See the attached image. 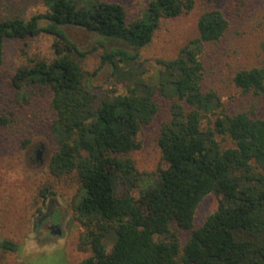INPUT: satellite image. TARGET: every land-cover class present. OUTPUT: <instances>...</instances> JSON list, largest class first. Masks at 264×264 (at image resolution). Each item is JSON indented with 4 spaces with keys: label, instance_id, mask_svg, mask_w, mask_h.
I'll return each mask as SVG.
<instances>
[{
    "label": "trees",
    "instance_id": "obj_1",
    "mask_svg": "<svg viewBox=\"0 0 264 264\" xmlns=\"http://www.w3.org/2000/svg\"><path fill=\"white\" fill-rule=\"evenodd\" d=\"M44 1L45 12L0 19V71L7 38L54 37V56L21 66L12 85L20 98L48 104L53 117L46 128L55 140L50 171L80 183L81 247L92 251L80 264H264V108L256 117L230 114L203 84L204 48L228 29L224 13L203 12L199 35L177 56L158 59L151 76L142 50L163 19L192 9L194 0H148L136 17L114 0ZM69 25L100 35L102 63L124 82L122 91L90 84L83 60L95 49L73 41ZM234 82L264 96V62L238 70ZM158 94L172 104L158 138L167 166L154 176L138 170L131 152L159 111ZM218 135L234 146H222ZM210 193L221 200L197 226V209ZM1 245L17 248L9 239Z\"/></svg>",
    "mask_w": 264,
    "mask_h": 264
},
{
    "label": "rangeland",
    "instance_id": "obj_2",
    "mask_svg": "<svg viewBox=\"0 0 264 264\" xmlns=\"http://www.w3.org/2000/svg\"><path fill=\"white\" fill-rule=\"evenodd\" d=\"M114 1L124 4L131 17L141 14L148 2ZM46 9L44 0H0V19L28 18ZM210 9H220L229 26L221 39L204 48V89L216 91L223 109L230 114L246 112L253 117L261 116L264 96L238 87L234 75L240 69L264 62V0H194L192 9L175 18L163 19L152 43L142 50L147 75L152 76L158 70V59L177 56L182 47L199 35L198 20ZM65 30L81 48L95 49L83 60L90 84L122 91L124 82L112 75L109 64L102 63L100 35L77 25H69ZM53 42L54 37L45 33L22 41L5 40L0 71V264H80L92 254L88 247H81L84 226L75 209L82 193L80 183L71 176L57 177L49 168L55 140L46 123L53 113L47 103L20 98L12 85L21 66L54 56ZM107 43L111 47L119 45ZM157 101L159 111L138 135L141 147L131 152L138 170L152 175L167 166L158 138L162 125L170 120L172 104V100L160 94ZM218 139L224 147L235 144L227 135H218ZM141 187L142 184L131 193L138 196ZM220 200L214 193L203 198L196 212L197 226L217 209ZM52 223L59 224L60 233H52ZM4 239L16 243L17 248L5 249L1 245Z\"/></svg>",
    "mask_w": 264,
    "mask_h": 264
},
{
    "label": "flooded vegetation",
    "instance_id": "obj_3",
    "mask_svg": "<svg viewBox=\"0 0 264 264\" xmlns=\"http://www.w3.org/2000/svg\"><path fill=\"white\" fill-rule=\"evenodd\" d=\"M52 225H54V227H52ZM58 227H59V224H57V223H52V224H50V229H51V231L57 229ZM52 233H53V232H52Z\"/></svg>",
    "mask_w": 264,
    "mask_h": 264
},
{
    "label": "water",
    "instance_id": "obj_4",
    "mask_svg": "<svg viewBox=\"0 0 264 264\" xmlns=\"http://www.w3.org/2000/svg\"><path fill=\"white\" fill-rule=\"evenodd\" d=\"M40 153H38V157H39ZM52 227H54V225H52ZM53 233H60V227H58L57 229L52 231Z\"/></svg>",
    "mask_w": 264,
    "mask_h": 264
}]
</instances>
